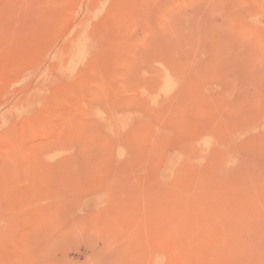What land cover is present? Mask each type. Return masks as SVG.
<instances>
[{
    "label": "rangeland",
    "instance_id": "obj_1",
    "mask_svg": "<svg viewBox=\"0 0 264 264\" xmlns=\"http://www.w3.org/2000/svg\"><path fill=\"white\" fill-rule=\"evenodd\" d=\"M0 264H264V0H0Z\"/></svg>",
    "mask_w": 264,
    "mask_h": 264
}]
</instances>
